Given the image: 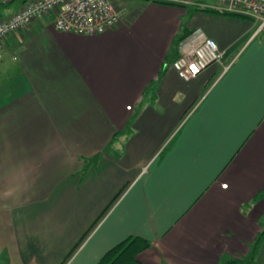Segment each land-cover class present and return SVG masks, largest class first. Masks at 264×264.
I'll return each instance as SVG.
<instances>
[{"label":"crops","instance_id":"1","mask_svg":"<svg viewBox=\"0 0 264 264\" xmlns=\"http://www.w3.org/2000/svg\"><path fill=\"white\" fill-rule=\"evenodd\" d=\"M179 1L2 39L0 264H96L131 236L141 264H264V30ZM195 29L227 68L185 81L169 64Z\"/></svg>","mask_w":264,"mask_h":264},{"label":"built area","instance_id":"2","mask_svg":"<svg viewBox=\"0 0 264 264\" xmlns=\"http://www.w3.org/2000/svg\"><path fill=\"white\" fill-rule=\"evenodd\" d=\"M6 1L9 0H0V3ZM214 1L202 6L250 19L255 24V34L264 30V0ZM121 12L116 0H28L12 14L0 17V43L6 36L43 17H49L50 25L56 31L101 34L121 21ZM177 51L178 56L169 66L185 81L198 76L212 65H220L222 71L227 68L222 65L224 52L201 29L193 30L181 40Z\"/></svg>","mask_w":264,"mask_h":264},{"label":"trees","instance_id":"3","mask_svg":"<svg viewBox=\"0 0 264 264\" xmlns=\"http://www.w3.org/2000/svg\"><path fill=\"white\" fill-rule=\"evenodd\" d=\"M11 1L12 0L0 3V6L5 5ZM167 4H171V3H167ZM171 5H175V4H171ZM201 10L213 12V13H217V14H222V15H229L226 13H220V12L212 10V9H201ZM231 16H233V15H231ZM187 35L188 34L183 33V32L178 33L174 42L179 43ZM97 158H98V156L91 157V159H97ZM263 234H264V231L257 236V238L253 244V248L257 247L259 240L263 236ZM149 246H150L149 241H147L145 239H142L140 237H135V236L128 237V238L122 240L117 245L113 246L107 252H105L104 255L98 260V262L96 264H141L137 260V255L140 252L147 249ZM241 261L242 260H238V261H235V260L228 261L227 260V261H225L224 264H237V263H240ZM251 263H252L251 259H245L242 262V264H251Z\"/></svg>","mask_w":264,"mask_h":264},{"label":"rangeland","instance_id":"4","mask_svg":"<svg viewBox=\"0 0 264 264\" xmlns=\"http://www.w3.org/2000/svg\"><path fill=\"white\" fill-rule=\"evenodd\" d=\"M182 1H186L187 2L188 0H182ZM189 1H191V0H189ZM118 2L119 3H117V6L120 8V10L122 11L121 13L123 15V10H124V12L128 13L131 10H133V8H136L138 5H141L143 3V0H127V1H123V2H121V0H118ZM203 4H210V3H200V0H199V3L198 2L194 3L191 6L193 8H198L199 7V9H210L208 6H202ZM107 151L110 152L111 148H109ZM87 168H88L87 166L84 167L82 171L86 170ZM242 262H243V260L240 263H237V264H242Z\"/></svg>","mask_w":264,"mask_h":264}]
</instances>
